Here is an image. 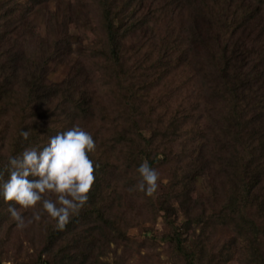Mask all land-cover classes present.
<instances>
[{"label": "trees", "instance_id": "16d2710c", "mask_svg": "<svg viewBox=\"0 0 264 264\" xmlns=\"http://www.w3.org/2000/svg\"><path fill=\"white\" fill-rule=\"evenodd\" d=\"M84 1L82 30L96 39L63 84L48 72L64 52L60 38L25 36L26 8L0 3L2 178L10 156L74 124L93 135L99 165L88 202L63 228L36 206L39 263L104 264L112 243H134L130 230L149 211L165 218L182 264H264V0ZM144 160L166 173L165 193L129 191ZM203 174L211 178L196 219L168 221L167 199L189 203ZM9 203L0 198V219ZM221 232L229 238L215 244Z\"/></svg>", "mask_w": 264, "mask_h": 264}, {"label": "rangeland", "instance_id": "374dc122", "mask_svg": "<svg viewBox=\"0 0 264 264\" xmlns=\"http://www.w3.org/2000/svg\"><path fill=\"white\" fill-rule=\"evenodd\" d=\"M18 1L22 4L23 9L26 8L27 14L24 19L27 21L24 20L18 26L19 28L16 26L17 24L11 27L16 26V30L17 28L23 30L26 25L27 29L24 34H33L34 41L60 38V43L64 45V52L61 53L62 57L50 61L48 72L52 82L65 83L73 74L75 63L79 59V51L96 39L92 31L82 30L90 22L89 16L83 8V2L85 1L38 0L34 3H30L29 0ZM1 2L3 0H0ZM94 17H96L95 14L91 16V18ZM15 35L17 34L15 33ZM5 44L8 45V48H12L14 43L7 41ZM95 68L90 67L89 72V76L94 80L101 77L100 70ZM165 176L166 173H163L160 177ZM209 177L211 178L208 174H203V176L197 178V181L193 184L196 185V193L193 195L196 198H193V200L189 198V203L179 198L167 199L168 221L174 220L183 225L187 220L196 219L197 210L204 202L203 198L207 199L208 197L207 183ZM164 183H168L166 178ZM158 187L159 192L156 196L165 193V187L161 185ZM146 213L148 214L142 218L141 225L130 230V236L132 240L134 239V243L126 247L124 245L118 247L112 243V249L105 252L106 254L101 257V262L116 264L120 263L124 257L127 264H182L176 255L174 244L168 238L170 231L165 218L154 212L146 211ZM200 225L197 224L196 227L200 228ZM197 232H200V230L197 229ZM225 233L221 232L218 237L215 236L214 243H221L222 238L219 236L224 237L222 243L227 240L229 235ZM40 243L41 238H39L36 229L30 223L24 228H18L17 222L10 215L0 219L1 264H48L46 261L39 263L37 259V247ZM227 264L240 263L238 258L234 257Z\"/></svg>", "mask_w": 264, "mask_h": 264}, {"label": "clouds", "instance_id": "9594fccd", "mask_svg": "<svg viewBox=\"0 0 264 264\" xmlns=\"http://www.w3.org/2000/svg\"><path fill=\"white\" fill-rule=\"evenodd\" d=\"M27 139L29 130H22ZM95 150L91 132L79 124L57 132L42 147H26L22 153L9 157L8 177L0 173V198L9 203L10 216L18 228L40 219L39 204L59 228H63L85 206L95 182V162L89 153ZM95 165V167H94ZM137 171L139 181L129 191L151 196L158 189L160 174L147 160ZM54 194L55 199L48 198ZM33 209L31 218L21 214L20 208Z\"/></svg>", "mask_w": 264, "mask_h": 264}]
</instances>
